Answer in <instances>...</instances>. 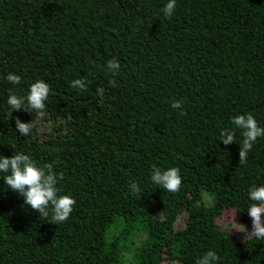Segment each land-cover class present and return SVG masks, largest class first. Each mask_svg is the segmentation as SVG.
<instances>
[{
    "label": "trees",
    "instance_id": "obj_1",
    "mask_svg": "<svg viewBox=\"0 0 264 264\" xmlns=\"http://www.w3.org/2000/svg\"><path fill=\"white\" fill-rule=\"evenodd\" d=\"M167 2L0 0V156L52 164L58 194L76 201L57 225L0 171V264H197L208 251L216 264H264V240L238 225L252 227L264 136L240 164L232 124L251 113L264 127V0H176L170 17ZM37 80L50 87L43 115L12 111L9 94L26 97ZM16 117L31 121L28 136ZM153 165L178 168L179 191L155 184Z\"/></svg>",
    "mask_w": 264,
    "mask_h": 264
},
{
    "label": "clouds",
    "instance_id": "obj_2",
    "mask_svg": "<svg viewBox=\"0 0 264 264\" xmlns=\"http://www.w3.org/2000/svg\"><path fill=\"white\" fill-rule=\"evenodd\" d=\"M176 0H168L162 11L166 17H170L175 10ZM120 64L117 60H108L107 69L109 72L116 74L119 72ZM7 80L13 84H19L21 77L17 74L9 72ZM112 86H115L116 81L113 79ZM72 87L86 88V82L83 79H75L72 81ZM97 95L103 97L104 89L98 88ZM50 93L49 85L43 80H37L29 86V92L26 97L17 96L15 93H10L7 99L8 105L13 110L36 111L43 115L45 109V101ZM25 101L27 104L25 105ZM173 108H182V102L174 100ZM232 124L236 128L242 130L244 137L239 148V163L247 162L248 152L252 149L254 142L258 137L264 136V127L258 125L256 119L251 113L236 115L232 118ZM15 126L21 136H28L31 131V121L24 122L20 117L15 118ZM224 145H229L235 141V131L229 129H221L220 138ZM0 171L10 173L4 176L6 185L14 192L21 195L24 199V204L30 206L40 216L45 218L49 215L51 208L52 223L60 224L65 222L76 203L74 198L67 194H58V180L63 179V175L53 170L52 164H45L42 167L27 154L14 153L12 156H0ZM151 180L161 186L162 189L177 192L180 189L182 178L179 169L170 167L161 169L153 165L151 171ZM249 199L253 201L247 209L251 217L252 227L249 231L244 225L242 230L246 236L255 237L257 240H264V185L250 186ZM236 216V215H235ZM48 220V219H47ZM219 257L214 251H208L198 259L197 264H216Z\"/></svg>",
    "mask_w": 264,
    "mask_h": 264
},
{
    "label": "rangeland",
    "instance_id": "obj_3",
    "mask_svg": "<svg viewBox=\"0 0 264 264\" xmlns=\"http://www.w3.org/2000/svg\"><path fill=\"white\" fill-rule=\"evenodd\" d=\"M233 220L234 214L231 211H225L223 218L221 219V221H219V224L223 225L224 227H227L233 224Z\"/></svg>",
    "mask_w": 264,
    "mask_h": 264
}]
</instances>
